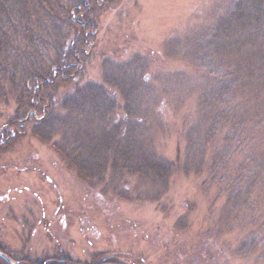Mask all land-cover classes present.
<instances>
[{"label":"rangeland","instance_id":"obj_1","mask_svg":"<svg viewBox=\"0 0 264 264\" xmlns=\"http://www.w3.org/2000/svg\"><path fill=\"white\" fill-rule=\"evenodd\" d=\"M74 1L47 0L52 7L59 2L72 7ZM230 3H89L96 30L88 38L86 55L78 56L81 70L75 83L107 86L122 115L128 80L120 81L116 71L134 74L132 99L148 125L143 132L138 129L136 139L148 153L174 164L163 190L160 183L153 185L138 176L117 182L120 179L111 177L113 173L107 176L106 187L85 182L52 144L34 134L33 123L22 122V127L10 130L24 110L16 96L0 103V244L14 260L26 259V264H45L46 259L61 260L56 264H264V16L255 26L252 42L226 47L228 36L216 29ZM14 12L22 13V8ZM72 17L78 21L76 13ZM22 18L27 27L34 24L30 16ZM22 22L15 38L25 34ZM65 32L70 43L76 40L74 29ZM213 34L221 45L210 52L207 45ZM215 53L221 54L211 56ZM69 54H74L78 65L75 50ZM240 56L243 61L255 59V81L241 72ZM221 66L218 76L216 69ZM230 66H236L242 77L237 94L225 99L222 107L224 112L233 110L234 124L245 119L239 126L218 122L219 132L212 141L218 144L226 138L230 143L231 157L225 158L227 143L219 150L214 145L192 146L189 133L203 134L206 123L200 129L196 126L216 107L214 102L209 108L202 104L209 88L221 81ZM65 90L60 88L58 96ZM212 158L217 161L209 162ZM243 165L246 181L255 177L252 196L243 195L237 210H232L233 203L227 209L229 196L223 194L215 173L230 178ZM160 193L159 200H151ZM9 261L4 258L0 264H14Z\"/></svg>","mask_w":264,"mask_h":264},{"label":"trees","instance_id":"obj_2","mask_svg":"<svg viewBox=\"0 0 264 264\" xmlns=\"http://www.w3.org/2000/svg\"><path fill=\"white\" fill-rule=\"evenodd\" d=\"M91 1L76 2L75 0L72 7L63 6L59 2L52 7L48 5L47 0H20L14 6L16 0H7V2L0 0V103L16 96L18 104L24 109L22 114L11 123V129L8 126L7 128L12 130L15 127H22L23 123H33L34 134L52 144L70 166L76 169L78 176L85 182L93 183V186H98L101 182L100 185L106 187V184H109L107 179L113 173L111 177L115 175L120 179L117 182H127L125 177L138 176L140 180L150 181L153 185L160 183L163 190L173 174L174 164L156 157L153 153H148V149L144 150L146 145L136 139L138 129L143 132L148 125L145 123V118L140 117L141 114L136 111L132 99L135 87L130 77L134 74L127 70L116 71L122 78L120 81L128 80L126 88L128 102L124 104L122 115L117 113V103L109 97L107 86L97 83L80 86L75 83L81 70L78 56L86 55L87 48L91 45L88 38L92 39L96 30L90 15ZM107 1L113 0H97V3ZM230 1L231 5L222 14L216 32L221 28L223 34H226L225 38L228 36L224 40L226 47L232 42L246 44L249 39L252 42L255 39V26H258L264 16V0ZM18 7L22 8V13L14 12ZM71 13L73 15L76 13L77 22L73 21V15L69 16ZM27 16H30L31 21L34 22L33 25L30 23L29 27L22 22V17ZM21 22L25 34L18 39L14 35L19 31L18 26H21ZM65 28L76 31V40L71 43L68 41L69 36ZM219 35L223 38L221 34ZM79 37H82L80 42L77 41ZM210 38L212 43L207 46L212 48L210 52H215L217 44L221 45V43L216 34L211 35ZM69 50H75L78 65L74 62V54L71 57ZM216 54L221 53L211 56ZM241 57H239V64L243 68L241 72L246 73L249 80L255 81V59L243 61ZM201 59L206 61V58L201 57ZM209 61L213 62L210 59ZM223 68L221 66L216 69L218 76ZM241 77L239 69L230 66L222 75L221 81L209 88L210 92L202 105L209 108L211 102H214L216 109L205 114V117L203 116L205 122L203 120L196 126L200 129L206 123L203 134L197 130L189 133V142L192 146L214 145V148L218 147L219 150L227 141L226 138L223 142L219 140L218 144L212 141L219 132L218 122L225 120L232 126H239L240 121L244 122L245 116L238 124H234L231 117L234 114L233 110L230 108L224 112L222 107L225 99L237 94L240 85L238 81ZM227 78L229 79L226 80ZM60 88L66 89L62 97L58 96ZM247 90L250 89L246 87ZM25 113L29 115L25 116ZM229 134L228 132L226 135ZM234 138L235 136H232L230 140L233 141ZM229 145L228 142L225 158L231 157L227 153ZM213 161L217 159L209 160L211 163ZM248 162L251 160L248 159ZM239 168L237 174L230 178H224L220 173L212 170L220 177L219 182L224 188L223 194L229 196L227 209L233 203L232 210H237L243 195L248 199L249 196L251 198L255 187V177L249 182L245 179L246 174L242 170L245 165ZM111 187L114 191L120 190L118 187ZM161 194L151 200H159ZM60 261L51 260L45 264H56Z\"/></svg>","mask_w":264,"mask_h":264},{"label":"flooded vegetation","instance_id":"obj_3","mask_svg":"<svg viewBox=\"0 0 264 264\" xmlns=\"http://www.w3.org/2000/svg\"><path fill=\"white\" fill-rule=\"evenodd\" d=\"M4 258L7 260V262H10L9 260H11L12 263H14V264H26V263H24V261H23V260H26V259H21V260H17V259H15V260H14L13 255H12L10 252L5 251V250L2 248L1 244H0V260H2V259H4ZM46 260H47L46 262L49 261V259H46ZM26 262H29V260H27Z\"/></svg>","mask_w":264,"mask_h":264}]
</instances>
